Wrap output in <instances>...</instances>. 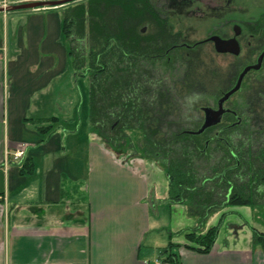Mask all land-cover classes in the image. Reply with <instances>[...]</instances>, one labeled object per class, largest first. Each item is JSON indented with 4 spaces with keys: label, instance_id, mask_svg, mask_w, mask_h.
<instances>
[{
    "label": "crops",
    "instance_id": "0c3cea01",
    "mask_svg": "<svg viewBox=\"0 0 264 264\" xmlns=\"http://www.w3.org/2000/svg\"><path fill=\"white\" fill-rule=\"evenodd\" d=\"M26 11L0 12V264H156L169 242L179 245L170 249L175 264H264L251 231L264 234V218L246 215L247 207L225 206L202 222L205 231L225 210L208 252L185 247L194 245L185 235L199 225L198 213L192 219L186 205L167 201L164 166L158 160V170L146 167L155 160L138 142L135 149L129 136L111 144L85 126L72 63L50 86L41 81L42 68L24 71L19 44L39 23L48 28L45 20L24 23ZM48 117L57 120L40 122ZM29 134L38 141L24 144Z\"/></svg>",
    "mask_w": 264,
    "mask_h": 264
},
{
    "label": "trees",
    "instance_id": "16d2710c",
    "mask_svg": "<svg viewBox=\"0 0 264 264\" xmlns=\"http://www.w3.org/2000/svg\"><path fill=\"white\" fill-rule=\"evenodd\" d=\"M133 1L79 0L63 6L62 30L72 67L75 73L84 70L89 79V127L111 144L128 138L127 130L140 128L143 152L164 166L167 201L199 209L198 227L216 209L264 205L261 91L251 92V115L248 104L233 103L234 115L226 113L219 124L190 133L201 123L200 104L221 95L223 86L216 80V92H211L201 57H159L162 42L131 37ZM40 120L53 124L57 118ZM224 215L204 234H186L194 245L185 247L208 252ZM253 242L264 250V234L254 230ZM176 245L168 243L164 261L175 264L170 249Z\"/></svg>",
    "mask_w": 264,
    "mask_h": 264
},
{
    "label": "rangeland",
    "instance_id": "374dc122",
    "mask_svg": "<svg viewBox=\"0 0 264 264\" xmlns=\"http://www.w3.org/2000/svg\"><path fill=\"white\" fill-rule=\"evenodd\" d=\"M21 1V0H18ZM18 1H10V4L16 3ZM5 4L3 0H0V4ZM255 3H264V0H234L235 4V14H239L238 16L241 17L240 15L242 12H239V10L242 7H247V13L251 12V8L254 5H250ZM237 4V5H236ZM8 5V4H7ZM63 6H57L53 8H43V9H49L46 10L45 12H31V11H26L22 13V19L25 20L24 23L28 25L30 21H40L42 24H44V20L47 21L48 28H43V26L39 23L41 29L34 34V36H29L25 37L24 41L19 44L18 49L22 52L21 55L25 57L23 61L20 63L22 67H30V66H35L37 67V72L39 71L40 68H42L41 72V81L45 84H48L49 86L52 84L54 77L60 78L58 82H61L67 73L71 69V58L69 57L68 54V42L65 38V35L63 34L62 30V17H63ZM238 8V9H237ZM257 10L254 9L253 13H255ZM212 21L208 22H202L196 27V37H184L185 40L184 42L187 43H193L195 41L204 39L206 37H202L206 31L209 29L210 23ZM36 23V22H35ZM46 24V23H45ZM46 29V34L44 35ZM260 37H254L253 40V45L254 47L257 44V41L259 40ZM199 50V48H198ZM200 56H201V62L204 66V71L207 72V76L211 81V84H208V86L211 88V92L213 91L216 92V87L217 85L227 87L226 84L227 79H232L231 75H236L238 72L242 69V67L247 64L248 62H251L255 58V49L251 48V50L248 49H243L241 50L239 56H230L229 54H216L212 50V47L210 44L203 45V47L200 48ZM257 54V53H256ZM195 58V57H194ZM200 62V63H201ZM40 67V68H39ZM181 67V66H180ZM25 72L26 68L24 69ZM236 73V74H235ZM264 76V64L263 68L259 72H251L244 80L243 82V88L241 91L235 93L227 102L229 103L228 106L232 107L233 103L237 104H243L247 106L249 101H247V98L244 99L245 95L249 94V97L251 96V93L248 92L247 86L251 85L252 81L257 82V76ZM27 75V74H25ZM37 75V74H36ZM39 76V75H37ZM231 76V77H230ZM71 82L73 83L74 86V98L77 100V103L80 102V108H82L83 111H85V126L88 125V119H87V96H88V86H89V79L88 76L85 74V71L83 70L82 73H75L74 71L71 72ZM255 79V80H254ZM264 79V78H263ZM217 80V85L216 81ZM229 80V81H230ZM225 81V84H222ZM222 82V83H221ZM232 82V81H231ZM264 82V81H263ZM264 83H262L263 85ZM264 86V85H263ZM246 88V89H245ZM215 89V90H214ZM224 89V88H223ZM223 91V90H222ZM252 92V91H251ZM72 96V95H71ZM210 104L213 103L212 101L209 102ZM202 105V104H200ZM85 107V109H84ZM264 101L261 103L260 111L261 114L260 116L262 119H264ZM198 114V113H197ZM194 116L197 117L195 114ZM199 117V115H198ZM202 117V114H201ZM260 118L261 122L262 119ZM128 136L133 142V148L135 149L134 146L137 147V142L141 148L143 149L142 146V137H143V131L139 128H133L129 129L126 131ZM32 135L29 134L27 137L24 139V144L26 142L28 143H35L38 141L37 137H31ZM52 137V136H51ZM57 137V136H53ZM42 139L44 137L42 136ZM129 140L128 138H124L121 141H127ZM143 152V150H142ZM144 153V152H143ZM145 154V153H144ZM133 157H135V154H132ZM131 156V157H132ZM147 157H150L147 155ZM154 159V158H153ZM156 162H155V161ZM154 164L152 165L149 161V163L146 162V167L149 169L155 168L159 169L160 166L157 163V159H154ZM152 162V160H151ZM154 166V167H152ZM152 167V168H150ZM165 171V170H164ZM166 175V174H165ZM163 176V177H162ZM161 178H165L164 175L160 174ZM229 208L236 209H241V207H247L249 211H247L249 216H260L258 218L261 219L262 217L264 218V205H231V206H226ZM185 209L187 210L186 213L192 219H195V214L198 213L199 217L195 219V221H198L200 223V216H201V211L199 209L186 205ZM225 209V207L223 208ZM219 210V209H218ZM174 214V212H171V214ZM178 214L182 213V209L177 210ZM225 214V210H222L219 212V216L217 217V221L215 220V224L218 222L220 216L222 214ZM211 215L214 214L213 211L210 213ZM209 214V215H210ZM208 215V216H209ZM256 218V217H255ZM166 222V218L164 219ZM190 220V218H189ZM189 220H187V224L189 223ZM262 222V219L259 220V223ZM196 223V222H195ZM193 224V227L188 228L186 234L189 233H194L195 235H201L206 232V230H202L200 226H196L197 224ZM263 223V222H262ZM213 224V225H215ZM212 225V226H213ZM166 226V224H165ZM211 227V226H210ZM209 228V227H208ZM207 228V229H208ZM255 229L252 228V236H253V231ZM166 231V230H165ZM204 231V232H203ZM186 238V235H185ZM186 240L188 243L193 244L192 241H189L187 238Z\"/></svg>",
    "mask_w": 264,
    "mask_h": 264
},
{
    "label": "flooded vegetation",
    "instance_id": "af4514ba",
    "mask_svg": "<svg viewBox=\"0 0 264 264\" xmlns=\"http://www.w3.org/2000/svg\"><path fill=\"white\" fill-rule=\"evenodd\" d=\"M132 5H134L135 11L131 18V21L134 23L131 37H148L152 42H162L163 45L160 47H163L164 51L162 54H157L159 57L170 59L171 57L187 54L195 58L201 57L199 53L200 48L206 44L211 45L214 53L229 54L230 56H239L242 48L248 50H251V48L255 49V58L251 62L245 64L238 74L235 73V76L231 75V80L227 79V87L223 86L224 90L221 95H218L215 99H208L198 107L196 112L200 117L201 123L204 116L203 107L210 106L212 108H217V101L224 92L235 84L238 75L244 67L255 65L259 55L264 51V3H255V5L254 3L250 4L251 6L254 5L250 13H247V7H242L239 10V12H242L240 15L241 17L238 16L239 14H235L236 8L234 0H134ZM254 9L257 10L255 13H253ZM204 21H212L209 29L202 36L206 38L191 44L184 42V37H196V27ZM210 37H219L225 41L235 39L240 49L239 53L235 55L231 52L216 51L214 42L209 40ZM254 37H260L255 47L253 46L256 43L255 41L253 44ZM263 64L264 55L259 68L252 69L245 74L239 90L243 88L245 78L251 72H259L263 68ZM263 78L264 76L259 74V76H257V82L252 81V84L247 86L248 92L250 93L251 91L254 92L256 89L261 91L262 95L258 100L260 104L264 101ZM222 84H225V81ZM233 95L223 103L224 113L221 116V120L226 113L233 114L232 108L228 106L229 103L227 104L228 100ZM246 98L247 101H249L247 107V113L249 114L251 111L249 109V94L244 96V99ZM210 101L213 103L210 104Z\"/></svg>",
    "mask_w": 264,
    "mask_h": 264
},
{
    "label": "water",
    "instance_id": "95a60500",
    "mask_svg": "<svg viewBox=\"0 0 264 264\" xmlns=\"http://www.w3.org/2000/svg\"><path fill=\"white\" fill-rule=\"evenodd\" d=\"M79 0H23L20 2H16L13 4H3L0 5V12H9V11H26V10H34L39 8H53L57 6L66 5ZM209 40L214 42L215 49L218 52H231L237 55L240 51L239 46L235 39L232 40H222L219 37H210ZM264 51L259 55L258 61L255 65H249L244 67V69L238 75V78L235 84L226 92L222 94V96L217 101V108H212L210 106L203 107V121L201 125L195 131H191L193 134H200L205 129L216 125L220 122L221 116L224 113L223 103L235 92H237L240 88L241 82L245 76V74L252 70L258 69L261 60L263 58Z\"/></svg>",
    "mask_w": 264,
    "mask_h": 264
},
{
    "label": "built area",
    "instance_id": "2783aa9c",
    "mask_svg": "<svg viewBox=\"0 0 264 264\" xmlns=\"http://www.w3.org/2000/svg\"><path fill=\"white\" fill-rule=\"evenodd\" d=\"M22 154H23V148H20L14 152L13 157L17 159V158H20ZM156 264H168V263L163 260H156Z\"/></svg>",
    "mask_w": 264,
    "mask_h": 264
}]
</instances>
